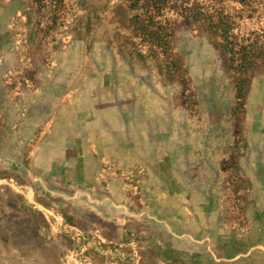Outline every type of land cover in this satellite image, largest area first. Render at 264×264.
<instances>
[{
  "label": "rangeland",
  "instance_id": "obj_1",
  "mask_svg": "<svg viewBox=\"0 0 264 264\" xmlns=\"http://www.w3.org/2000/svg\"><path fill=\"white\" fill-rule=\"evenodd\" d=\"M0 264H264V0H0Z\"/></svg>",
  "mask_w": 264,
  "mask_h": 264
},
{
  "label": "crops",
  "instance_id": "obj_2",
  "mask_svg": "<svg viewBox=\"0 0 264 264\" xmlns=\"http://www.w3.org/2000/svg\"><path fill=\"white\" fill-rule=\"evenodd\" d=\"M164 112H165V113L167 112V109H166L165 107H164ZM48 126H49V127H52V126H54V125L49 124ZM37 128H38V127H37ZM39 130H40V129H39ZM42 130H43V129H42ZM36 143H37V144H36V150L38 151V150H39V148H38V141H37ZM38 153L41 154L42 151H41V152L39 151Z\"/></svg>",
  "mask_w": 264,
  "mask_h": 264
}]
</instances>
